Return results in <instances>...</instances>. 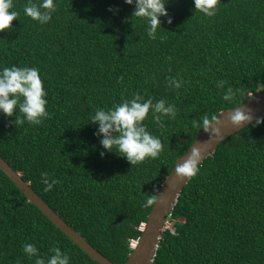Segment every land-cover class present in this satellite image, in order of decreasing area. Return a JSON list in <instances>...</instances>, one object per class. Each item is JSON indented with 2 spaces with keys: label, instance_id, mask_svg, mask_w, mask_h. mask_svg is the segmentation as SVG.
Returning <instances> with one entry per match:
<instances>
[{
  "label": "trees",
  "instance_id": "obj_1",
  "mask_svg": "<svg viewBox=\"0 0 264 264\" xmlns=\"http://www.w3.org/2000/svg\"><path fill=\"white\" fill-rule=\"evenodd\" d=\"M26 3L13 0L19 16L0 31V68L38 69L50 115L39 125H15V116L0 113V156L89 244L120 264L151 209L141 206L145 197H155L203 119L264 91H257L264 85V0H220L213 17L195 10L192 0H168L172 23L160 17L154 40L124 0H54L56 11L43 25L24 15ZM168 77L183 81L181 87L172 89ZM228 88L230 102L222 99ZM133 93L164 99L176 115L158 127L149 112L143 124L163 148L158 158L131 166L102 149L93 135L97 124L88 120ZM259 120L225 137L198 164L166 217L172 229L163 231L151 264H264ZM42 172L58 181L50 191H43ZM26 243L45 258L59 247L69 264H98L0 170V264H34L22 252Z\"/></svg>",
  "mask_w": 264,
  "mask_h": 264
},
{
  "label": "clouds",
  "instance_id": "obj_2",
  "mask_svg": "<svg viewBox=\"0 0 264 264\" xmlns=\"http://www.w3.org/2000/svg\"><path fill=\"white\" fill-rule=\"evenodd\" d=\"M194 9L206 17H213L217 12V5L220 0H192ZM124 3L133 5L132 16L143 19L146 23V34L149 39H157V29L161 27L160 17H165L166 23H172V17L168 15L165 5L168 0H124ZM13 9V0H0V31L10 29L11 21L19 16ZM56 11L54 0H27L23 7V13L30 19L43 25L52 18V13ZM112 11V9H109ZM163 39V37H159ZM166 83L172 89L181 87L183 81L175 77H168ZM224 81H219L217 87H223ZM264 89V85H257V91ZM47 93L43 87L38 69L35 67H10L0 68V113L6 117L15 116V125L28 122L30 125H39L42 120L49 117L46 110ZM233 97L232 88H228L222 95L225 101H231ZM23 114V119L16 115V112ZM151 111L152 119L158 127H163V117L173 119L176 115L175 106L166 103L164 99L153 101L152 97L145 98L140 93H133L132 98L120 103H114L111 107L99 108L90 115L88 121L97 124L93 135L99 136V143L105 151L119 153L120 156L132 166L147 159L159 157L163 144L161 140L147 130L143 121ZM233 124H240L251 120V116L239 108L229 116ZM213 121L219 123L214 116ZM256 123H260L257 119ZM202 128L212 136H218L219 129L210 127V121L203 119ZM105 151L100 152V156L105 155ZM199 154L195 148L182 163L175 166V173L180 177H193L198 172ZM43 191H50L58 181L52 179L49 182V174L41 173ZM157 190V189H156ZM155 190V192H156ZM155 203L153 196H146L142 207H150ZM130 245V244H129ZM131 248V246H130ZM22 252L30 258H35L34 264H69V256L66 252H61L59 247L49 249L51 255L47 258L38 253L37 247L31 243L22 245ZM19 264V262H18Z\"/></svg>",
  "mask_w": 264,
  "mask_h": 264
},
{
  "label": "water",
  "instance_id": "obj_3",
  "mask_svg": "<svg viewBox=\"0 0 264 264\" xmlns=\"http://www.w3.org/2000/svg\"><path fill=\"white\" fill-rule=\"evenodd\" d=\"M239 108L248 113L251 120L233 124L229 116ZM219 123L210 121V127L219 129L218 136L209 138L202 127L194 133V139L187 149L176 158L170 172L165 176L160 186L155 192V203L151 206L146 220L141 224L140 233L127 255V259L120 264H151L155 256V251L159 240L165 230V220L170 213L181 189L187 183V177L177 176L175 166L182 164L190 155L193 148L199 154L198 164L207 156H211L216 146L227 136L238 131L242 127L253 121L264 117V91L248 95L245 101L233 107L226 108L217 112L216 116ZM0 170L11 180V182L21 191L26 200L33 204L56 228L65 234L74 244L83 250L91 259L98 264H117L98 252L87 240L68 225L58 214L44 202L24 181L20 174L13 170L11 166L0 156Z\"/></svg>",
  "mask_w": 264,
  "mask_h": 264
},
{
  "label": "built area",
  "instance_id": "obj_4",
  "mask_svg": "<svg viewBox=\"0 0 264 264\" xmlns=\"http://www.w3.org/2000/svg\"><path fill=\"white\" fill-rule=\"evenodd\" d=\"M169 214H170V213H169ZM169 214H168L167 216H169ZM168 224H169V222H168L167 219H166V220H165V229H167ZM139 229H141V225H140ZM136 239H137V238H136ZM136 239L130 241V246H131V247L134 245V242L136 241Z\"/></svg>",
  "mask_w": 264,
  "mask_h": 264
},
{
  "label": "rangeland",
  "instance_id": "obj_5",
  "mask_svg": "<svg viewBox=\"0 0 264 264\" xmlns=\"http://www.w3.org/2000/svg\"><path fill=\"white\" fill-rule=\"evenodd\" d=\"M167 228H170V229H172V227H171L170 223L168 224Z\"/></svg>",
  "mask_w": 264,
  "mask_h": 264
}]
</instances>
